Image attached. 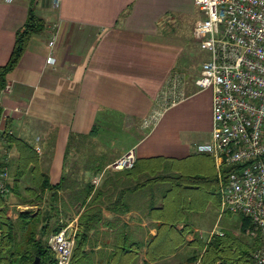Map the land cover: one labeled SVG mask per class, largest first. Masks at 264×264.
<instances>
[{
	"label": "crops",
	"instance_id": "obj_1",
	"mask_svg": "<svg viewBox=\"0 0 264 264\" xmlns=\"http://www.w3.org/2000/svg\"><path fill=\"white\" fill-rule=\"evenodd\" d=\"M31 7L44 29L30 38L7 75L0 129L9 127L15 138L40 149L39 166L50 186L41 202H21L18 196L31 185L26 174L20 195L10 191L8 215L15 219L19 211L57 207L52 227L75 217L78 226L82 220L91 224L88 262L109 264L127 230L140 241L156 232L149 211L163 206L168 184L142 170L153 164L146 160L163 157L166 165L177 162L218 177L215 157L196 149L212 138L213 91L200 88L202 63L182 61L189 44L170 28L173 17L187 16L189 6L184 0H63L54 9L50 0H0V66L9 60ZM6 144L14 163L19 150ZM129 149H135L137 168H108Z\"/></svg>",
	"mask_w": 264,
	"mask_h": 264
},
{
	"label": "built area",
	"instance_id": "obj_2",
	"mask_svg": "<svg viewBox=\"0 0 264 264\" xmlns=\"http://www.w3.org/2000/svg\"><path fill=\"white\" fill-rule=\"evenodd\" d=\"M50 1L54 9H59L63 0ZM194 2L204 13L195 24L194 34L201 48L210 53L202 63L199 86L213 91L212 138L199 143L196 149L215 157L221 213L244 215L251 220L246 234L261 237V245L253 252V264H264V0ZM176 92L175 85L172 93ZM6 132L12 134L0 129L1 143L7 142ZM3 155L8 162L9 152L4 150ZM136 160L135 149H129L108 168L129 170ZM224 167L233 170L224 173ZM9 178L6 165L0 171L1 193L9 191ZM77 231L75 217L49 236L57 264H71ZM215 234L224 232L212 230L208 240ZM194 264L201 263L198 260Z\"/></svg>",
	"mask_w": 264,
	"mask_h": 264
},
{
	"label": "trees",
	"instance_id": "obj_3",
	"mask_svg": "<svg viewBox=\"0 0 264 264\" xmlns=\"http://www.w3.org/2000/svg\"><path fill=\"white\" fill-rule=\"evenodd\" d=\"M44 29L43 19L37 15L35 8L31 7L24 25L16 32L15 44L9 60L0 66V92L6 87L7 75L18 65L25 52L30 38ZM2 106L0 103V116ZM9 129V127H8ZM4 138L7 142L15 143L19 150V157L13 163L5 162L0 142V171L8 166L13 184L9 185L7 193L0 192V264H34L39 257L38 264H57L55 252L49 247V236L59 231L63 225L52 227L51 220L57 212V207L48 206L43 212L32 210L19 211L14 219L8 215V193L11 191L20 195L19 182L30 173L31 185L26 193L18 196L21 202L31 205L42 201V192L50 186L47 174L41 171L38 152L34 146L15 138L6 132ZM163 157H154L151 167L144 168L145 172H152L158 183L168 184L163 195V206L153 207L149 214L157 220L154 225L156 232L149 235L147 240H136L130 231L116 244L109 258V264H139L142 254L143 263L149 264L176 254L186 244L194 245L199 242L195 238L187 240V235L193 232L190 216L203 211L209 203L220 207V190L216 173L192 172L191 169L175 162L171 165L164 163ZM141 163V162H140ZM138 161L132 169L137 168ZM233 168L224 167V173ZM56 193H52L56 201ZM86 197V194H85ZM84 197V198H85ZM86 199V198H85ZM241 231L246 233L252 226L251 220L239 215ZM180 223L184 225L179 226ZM91 224L80 221L76 234V243L73 250L71 264H91L86 256V246L89 239ZM53 230V232H51ZM254 241L246 245L238 256H233L229 249L235 246L237 238L223 235H213L200 252L187 258L186 264H194L198 260L201 264H253V252L261 245V237H253Z\"/></svg>",
	"mask_w": 264,
	"mask_h": 264
},
{
	"label": "rangeland",
	"instance_id": "obj_4",
	"mask_svg": "<svg viewBox=\"0 0 264 264\" xmlns=\"http://www.w3.org/2000/svg\"><path fill=\"white\" fill-rule=\"evenodd\" d=\"M184 1L187 2L189 6L187 16L183 19L179 16L173 17V23L170 25V28L173 27L175 33L184 37L185 41L189 44V54L187 55L189 61L185 57L182 61H185L184 63L187 64L188 62L189 64L196 62L195 64L199 65L210 58V53L207 50L202 49L199 46V39H195L193 36V25L197 20L204 17V13L197 5H195V3H189V0ZM217 35L219 36L220 34L217 32ZM6 143L3 145L4 148L1 149L2 152L4 150L9 152V147ZM107 146L109 149L114 147L113 145ZM101 149L102 154L107 153L105 152V150L107 151V147L101 146ZM10 194V192L7 194L8 198ZM11 203L12 202L9 201L8 205ZM18 209L19 207H17V210ZM190 223L193 226L192 230H197L195 231V236L199 239V242L194 245L186 244L176 254L172 255V258L168 262H163V264H172L171 260L178 263H186L189 256L194 255L196 252H200L203 249V245H206L212 230H222L223 232H227L229 236L237 238L235 246L229 249V252L233 256H238V253L241 252V250L247 249L246 245L248 243L254 241L252 236L241 231L240 217L238 214H233L231 212L221 213L220 207L215 204H211L204 211L192 214L190 216Z\"/></svg>",
	"mask_w": 264,
	"mask_h": 264
},
{
	"label": "water",
	"instance_id": "obj_5",
	"mask_svg": "<svg viewBox=\"0 0 264 264\" xmlns=\"http://www.w3.org/2000/svg\"><path fill=\"white\" fill-rule=\"evenodd\" d=\"M39 263V257H37L34 261V264H38Z\"/></svg>",
	"mask_w": 264,
	"mask_h": 264
}]
</instances>
